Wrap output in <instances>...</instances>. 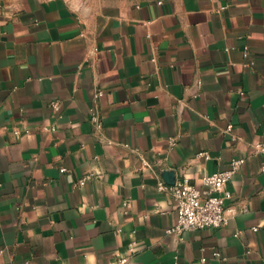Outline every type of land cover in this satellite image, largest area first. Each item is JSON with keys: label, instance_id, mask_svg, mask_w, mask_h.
Listing matches in <instances>:
<instances>
[{"label": "crops", "instance_id": "obj_1", "mask_svg": "<svg viewBox=\"0 0 264 264\" xmlns=\"http://www.w3.org/2000/svg\"><path fill=\"white\" fill-rule=\"evenodd\" d=\"M158 1L0 0V264H264V0ZM235 159L228 225L168 235L163 173Z\"/></svg>", "mask_w": 264, "mask_h": 264}, {"label": "built area", "instance_id": "obj_2", "mask_svg": "<svg viewBox=\"0 0 264 264\" xmlns=\"http://www.w3.org/2000/svg\"><path fill=\"white\" fill-rule=\"evenodd\" d=\"M158 4L162 5L163 2L160 0ZM102 96L103 93L100 91L95 97L101 98ZM53 108L58 109V105L56 103L53 104ZM91 120L98 127L101 126V121L95 108L91 109ZM172 145L175 144L173 143ZM253 153L255 155L264 154V142L256 143L253 146ZM199 156H203V154ZM243 163L244 160L235 159L230 163L228 169L204 175L200 179L199 186L191 184L186 177L173 186L163 181L159 182L158 191L170 195L175 201L177 208L176 224L167 229V234L179 237L187 231L227 226L230 217L236 213L235 210L226 209L227 202L232 200L234 196L229 184ZM260 171L264 172V165L261 166ZM253 231L257 232L258 228L254 227ZM134 247V242L129 244L130 251H133ZM221 256L219 252L214 253L215 259H220ZM200 264H213V262L203 258Z\"/></svg>", "mask_w": 264, "mask_h": 264}, {"label": "water", "instance_id": "obj_3", "mask_svg": "<svg viewBox=\"0 0 264 264\" xmlns=\"http://www.w3.org/2000/svg\"><path fill=\"white\" fill-rule=\"evenodd\" d=\"M163 176L165 178V181L168 185H175L176 184V179H175V173L172 171H165L163 173Z\"/></svg>", "mask_w": 264, "mask_h": 264}]
</instances>
